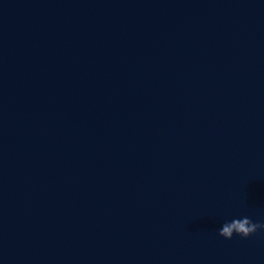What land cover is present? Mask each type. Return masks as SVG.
Returning a JSON list of instances; mask_svg holds the SVG:
<instances>
[{"label":"water","instance_id":"1","mask_svg":"<svg viewBox=\"0 0 264 264\" xmlns=\"http://www.w3.org/2000/svg\"><path fill=\"white\" fill-rule=\"evenodd\" d=\"M264 0H0V264H264Z\"/></svg>","mask_w":264,"mask_h":264},{"label":"clouds","instance_id":"2","mask_svg":"<svg viewBox=\"0 0 264 264\" xmlns=\"http://www.w3.org/2000/svg\"><path fill=\"white\" fill-rule=\"evenodd\" d=\"M261 230H264V222H253L249 217H244L225 222L219 235L228 240L232 239L234 234L241 238H248Z\"/></svg>","mask_w":264,"mask_h":264}]
</instances>
